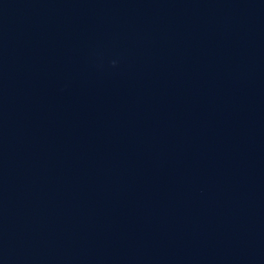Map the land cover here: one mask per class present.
<instances>
[{"label": "water", "instance_id": "obj_1", "mask_svg": "<svg viewBox=\"0 0 264 264\" xmlns=\"http://www.w3.org/2000/svg\"><path fill=\"white\" fill-rule=\"evenodd\" d=\"M0 264H264V0H0Z\"/></svg>", "mask_w": 264, "mask_h": 264}]
</instances>
